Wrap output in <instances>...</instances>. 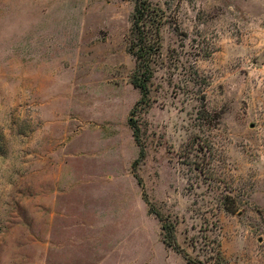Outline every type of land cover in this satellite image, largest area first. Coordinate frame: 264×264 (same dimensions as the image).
<instances>
[{"label":"rangeland","instance_id":"rangeland-1","mask_svg":"<svg viewBox=\"0 0 264 264\" xmlns=\"http://www.w3.org/2000/svg\"><path fill=\"white\" fill-rule=\"evenodd\" d=\"M150 2L131 113L132 0H0V264H264V0Z\"/></svg>","mask_w":264,"mask_h":264},{"label":"trees","instance_id":"trees-1","mask_svg":"<svg viewBox=\"0 0 264 264\" xmlns=\"http://www.w3.org/2000/svg\"><path fill=\"white\" fill-rule=\"evenodd\" d=\"M134 9L131 16V26L127 38L126 52L135 62L134 71L131 75V85L140 93V99L135 103L131 113L149 106V85L153 76L152 66L155 57L161 48L160 27L162 25L161 12L154 7L150 0H132ZM133 138L140 149L139 157L144 158V148L140 144L139 131L135 123L130 122ZM157 216V215H156ZM162 223L164 244L175 252L182 253L178 249L171 224ZM184 255V254H183ZM187 264H195L184 255Z\"/></svg>","mask_w":264,"mask_h":264}]
</instances>
